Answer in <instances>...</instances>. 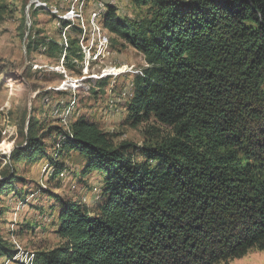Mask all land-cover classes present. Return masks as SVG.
Listing matches in <instances>:
<instances>
[{
    "label": "trees",
    "instance_id": "obj_1",
    "mask_svg": "<svg viewBox=\"0 0 264 264\" xmlns=\"http://www.w3.org/2000/svg\"><path fill=\"white\" fill-rule=\"evenodd\" d=\"M131 1L147 14L120 16L107 4L102 27L146 63L126 102L129 119L167 132L153 126L141 145L115 142L82 117L50 131L62 132L47 143L51 175L76 151L87 160L83 174L103 180L93 208L62 202L60 243L34 264H218L264 250V0ZM44 44L30 39L27 48ZM63 47L46 46L80 57L78 40ZM45 146L31 124L12 156L27 162ZM16 178L0 182V198ZM10 254L0 237V257Z\"/></svg>",
    "mask_w": 264,
    "mask_h": 264
},
{
    "label": "rangeland",
    "instance_id": "obj_2",
    "mask_svg": "<svg viewBox=\"0 0 264 264\" xmlns=\"http://www.w3.org/2000/svg\"><path fill=\"white\" fill-rule=\"evenodd\" d=\"M107 4L130 18L148 12L131 0H0V182L18 177L0 198V237L12 255L7 260L1 256L0 264H34L38 253L60 243L54 231L62 202L93 208L98 200L103 174H83L87 160L78 152H66L58 159L64 166L59 176L50 174L49 157L55 154L47 143L53 137L59 140L70 122L88 118L115 142L138 145L157 133L150 127L167 132L152 120L134 125L127 115L131 96L123 93H132L135 72L142 73L146 63L134 48L111 40L114 36L103 29L100 15ZM30 39L46 45L30 52ZM75 40L80 57L47 51L52 41L65 47ZM103 79L105 85L99 82ZM31 124L46 154L17 163L12 154L26 145ZM58 127L62 132L49 136ZM218 264H264V250L252 248Z\"/></svg>",
    "mask_w": 264,
    "mask_h": 264
},
{
    "label": "bare ground",
    "instance_id": "obj_3",
    "mask_svg": "<svg viewBox=\"0 0 264 264\" xmlns=\"http://www.w3.org/2000/svg\"><path fill=\"white\" fill-rule=\"evenodd\" d=\"M136 73H141L140 71L138 72V71H136L135 72V74ZM123 95L126 97V96H131L132 95V93H130V92H125V93H123Z\"/></svg>",
    "mask_w": 264,
    "mask_h": 264
}]
</instances>
